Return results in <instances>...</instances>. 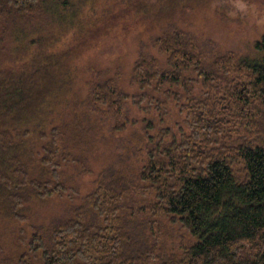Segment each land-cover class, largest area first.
Instances as JSON below:
<instances>
[{"label": "trees", "instance_id": "16d2710c", "mask_svg": "<svg viewBox=\"0 0 264 264\" xmlns=\"http://www.w3.org/2000/svg\"><path fill=\"white\" fill-rule=\"evenodd\" d=\"M133 2L0 0V264H264V32L250 58L207 52L171 24L133 63L131 91L73 56L112 3L147 12ZM144 2L157 20L207 6L234 19L249 0ZM173 112L181 120L164 125ZM98 121L135 155L133 174L103 169L64 218L39 223L37 207L94 172Z\"/></svg>", "mask_w": 264, "mask_h": 264}, {"label": "rangeland", "instance_id": "374dc122", "mask_svg": "<svg viewBox=\"0 0 264 264\" xmlns=\"http://www.w3.org/2000/svg\"><path fill=\"white\" fill-rule=\"evenodd\" d=\"M133 1L134 4L139 5L140 11L147 10V12L138 13L139 15L129 14L124 5L112 3V10L108 14L110 20L100 24L103 32L99 38L79 46L75 45L73 57L78 66L85 69L94 66L97 69L107 70L111 74L119 71L122 73L123 87L133 91L128 82L133 63L142 49L147 54L156 53L150 43L152 37L160 35L171 24L191 32L207 52L223 54L226 51H233L250 58L258 56L254 43L264 32V0H249L247 5L244 4L242 7L244 13L238 14L234 19H222L207 6L189 13L179 11L172 16L162 14L161 19L158 20L156 19L158 12L153 8V4L149 6L144 0ZM108 24L110 28L106 29L105 26ZM88 75L89 73L82 75L77 83V88L81 91H85L83 81ZM133 113L140 117L144 116L143 113H137V110ZM179 120L181 116L173 112L167 117L164 125L174 124ZM104 126L102 128L101 121L95 124V133L98 130L101 131L98 132L99 135H95L96 145L87 147V152L91 154L89 166L94 172L82 176L75 173L71 176L72 183L77 185V193L70 196L71 198L54 196L42 206L37 207L33 214L39 223L47 224L52 220L64 218L71 207L81 203L83 195L92 190L93 179L103 169L118 167L127 172L137 166L135 155L124 150L117 133L108 129L106 124ZM141 127L142 123H139L138 131H141ZM132 130L135 129L129 131ZM131 133L123 134L122 139L129 137ZM71 168L67 169V172H72ZM133 171L134 169L130 173L133 174ZM130 203L134 205L131 199ZM176 230L178 231V228ZM166 234L167 249L173 252L179 244L181 235L178 232L174 233L171 226L166 230Z\"/></svg>", "mask_w": 264, "mask_h": 264}]
</instances>
